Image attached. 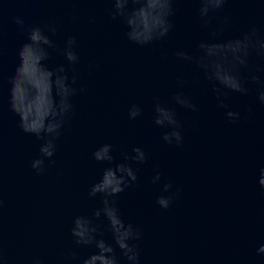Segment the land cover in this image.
<instances>
[{"label": "water", "instance_id": "1", "mask_svg": "<svg viewBox=\"0 0 264 264\" xmlns=\"http://www.w3.org/2000/svg\"><path fill=\"white\" fill-rule=\"evenodd\" d=\"M200 7L198 0H174L169 33L139 45L128 39L125 18H113L112 0H0V264H83L97 249L76 244L77 216L100 226L97 239L113 243L103 213L93 215L103 208L102 196L89 192L119 163L137 176L113 199L125 224L140 230L139 264H264L258 251L264 246V50L249 49L246 64L238 66L246 92L221 88L218 94L220 86L197 63L201 55L209 66L233 55L227 44L202 53L201 42L253 30L264 41V0H226L205 17ZM34 27L53 44L44 46V63L52 70L63 66L76 89L42 173L31 165L45 140L23 132L9 108V78ZM70 37L75 63L64 55ZM177 95L195 110L177 103ZM157 103L174 112L178 128L155 123ZM133 105L141 114L130 118ZM229 111L239 117L229 118ZM174 130L180 144L163 139ZM105 144L112 145L111 164L93 158ZM134 148L144 151L145 162L125 160ZM161 196L171 197L166 209L157 203ZM116 256L118 264H132L118 248Z\"/></svg>", "mask_w": 264, "mask_h": 264}, {"label": "clouds", "instance_id": "2", "mask_svg": "<svg viewBox=\"0 0 264 264\" xmlns=\"http://www.w3.org/2000/svg\"><path fill=\"white\" fill-rule=\"evenodd\" d=\"M115 7V12L112 13L113 18L117 15L123 16L127 27L130 29L127 36L132 42L139 45H146L154 40L165 37L172 24L169 16L173 14L172 4L174 0H112ZM201 7L199 9L201 17L208 15L210 10L220 9L226 0H198ZM128 4L137 5L130 12L126 11ZM16 23L23 26V21L15 18ZM207 24V21H205ZM55 32L54 28L49 29ZM28 42L21 45L17 55L19 64L16 67L14 74L9 78V108L10 111L19 117V127L23 132L35 135L37 139L45 140V143L40 147L41 158L32 161V167L37 173L44 171V158H51L55 153V139L60 134V129L63 127L66 117L71 113L73 105L70 102V97L76 92L68 83V76L65 73L63 66L52 70L44 63L49 54L44 46L53 47L52 41L45 34L44 30L39 27L27 29ZM75 44V38L70 37L67 41V48L64 51L66 59L75 63L78 61L77 54L72 50ZM229 45V50L233 53L231 58H225L223 61L213 62L209 66L205 62V58L201 55L197 63L204 69L206 78L215 81L220 87H214V90L222 95L221 88L235 92H246L242 86L241 79L238 75V66L245 65L249 54V49L259 47L264 50V41L256 38V32L243 34L240 37L230 39L223 42L199 44V49L203 53L205 49L217 45ZM176 55L185 60H190L192 57L184 52H177ZM258 78L253 76L252 80ZM76 77H72L74 84ZM83 91V88H81ZM177 103L192 107L180 95L174 97ZM260 99L264 102V92H261ZM222 107H227L221 103ZM155 123L160 126L165 124L178 128V121L175 119V114L172 110L161 107L156 104ZM141 114V109L133 105L129 111L130 118H135ZM229 118H238L236 112H227ZM175 138L176 143L180 144L182 137L179 131L165 133L163 139L171 143ZM112 145H102L93 153V158L100 162H113V156L110 154ZM134 157H129L125 154V160L133 159L139 163L146 160L144 151L140 148H134ZM54 163V162H53ZM261 175L264 177V169H261ZM137 180L136 173L130 165L119 163L115 167L106 168L100 180L95 183L89 192L90 196L100 194L102 196L103 208L94 212V217L99 219L101 213L108 221V229L112 234L113 243H108L103 238L97 239V234L100 233V226L94 224L91 219L85 216H77L73 221L71 235L75 239L76 244L91 246L94 245L96 252L84 259L83 264H118L116 256V248L121 254L132 264H139L138 244L135 241L141 239V233L138 228H135L131 223L125 224L122 219L119 209L116 207V201L113 199L118 196L129 185L130 182ZM159 180V174L154 178V182ZM261 186H264V178L259 181ZM171 188L170 184L165 185V191ZM171 202V197H159L157 203L161 208H168ZM258 251L264 253V246H261ZM75 258V254L73 253ZM39 264V261L36 262Z\"/></svg>", "mask_w": 264, "mask_h": 264}]
</instances>
